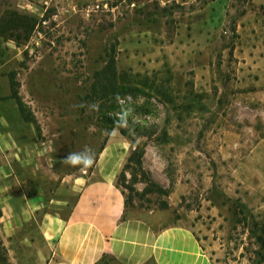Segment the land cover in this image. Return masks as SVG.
I'll list each match as a JSON object with an SVG mask.
<instances>
[{
    "label": "rangeland",
    "instance_id": "1",
    "mask_svg": "<svg viewBox=\"0 0 264 264\" xmlns=\"http://www.w3.org/2000/svg\"><path fill=\"white\" fill-rule=\"evenodd\" d=\"M6 10L37 21L25 44L0 37V72L14 73L53 172L89 175L122 137L127 215L190 224L215 264H264V0H0ZM85 146L91 168L61 163ZM134 150L163 192L129 171L121 184Z\"/></svg>",
    "mask_w": 264,
    "mask_h": 264
},
{
    "label": "crops",
    "instance_id": "2",
    "mask_svg": "<svg viewBox=\"0 0 264 264\" xmlns=\"http://www.w3.org/2000/svg\"><path fill=\"white\" fill-rule=\"evenodd\" d=\"M10 94L0 72V235L11 264H95L104 256L118 264H215L190 224L124 214L115 182L124 138H108L89 175L59 176ZM258 147L264 170V137Z\"/></svg>",
    "mask_w": 264,
    "mask_h": 264
},
{
    "label": "trees",
    "instance_id": "3",
    "mask_svg": "<svg viewBox=\"0 0 264 264\" xmlns=\"http://www.w3.org/2000/svg\"><path fill=\"white\" fill-rule=\"evenodd\" d=\"M36 22V18L33 16L19 13L14 10H6L0 16V37L6 41H13L17 46L25 44L30 39L32 32L35 29ZM8 77L11 88L10 96L16 100L19 111L21 112L23 118L28 122H34V118L28 110L27 105L20 99L18 95V82L15 80L14 73H9ZM116 119V117H109L107 119V121L112 125L111 129L115 126ZM120 132L125 134L123 130H120ZM142 156V151H132L127 162L123 166L122 172L120 173L119 178L121 179V184L124 185V171H129L132 181L140 180L141 178L147 187L154 186V188L150 189L151 191L163 192V189L151 181L150 176H148V174L142 168ZM132 190V187H130L129 191ZM124 214L126 215V212H124ZM258 241H261L262 246H264V241H262L261 237H258ZM103 258H105V256L100 260ZM100 260L95 264H99Z\"/></svg>",
    "mask_w": 264,
    "mask_h": 264
},
{
    "label": "clouds",
    "instance_id": "4",
    "mask_svg": "<svg viewBox=\"0 0 264 264\" xmlns=\"http://www.w3.org/2000/svg\"><path fill=\"white\" fill-rule=\"evenodd\" d=\"M115 99L118 102L120 101V97L118 94ZM91 107L95 111L99 110L98 104H93ZM119 127L128 128L127 113L118 114L117 128ZM115 131L116 130L114 129V132ZM61 163L74 168H79L81 171H86L87 169L91 168L95 163L94 150L88 146H85V148L80 152H70L67 157L61 161Z\"/></svg>",
    "mask_w": 264,
    "mask_h": 264
},
{
    "label": "built area",
    "instance_id": "5",
    "mask_svg": "<svg viewBox=\"0 0 264 264\" xmlns=\"http://www.w3.org/2000/svg\"><path fill=\"white\" fill-rule=\"evenodd\" d=\"M103 6H106V4H103ZM97 7H98L97 4H95V5H91V7H90V5H87V6L85 7V9H86V10H90V8H97Z\"/></svg>",
    "mask_w": 264,
    "mask_h": 264
}]
</instances>
